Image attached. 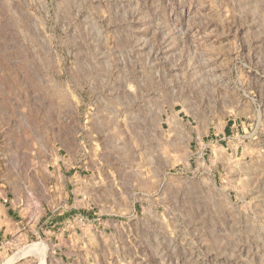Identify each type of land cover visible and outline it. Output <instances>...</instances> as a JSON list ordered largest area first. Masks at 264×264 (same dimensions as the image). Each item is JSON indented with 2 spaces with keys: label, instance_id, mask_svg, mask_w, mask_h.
<instances>
[{
  "label": "rangeland",
  "instance_id": "obj_1",
  "mask_svg": "<svg viewBox=\"0 0 264 264\" xmlns=\"http://www.w3.org/2000/svg\"><path fill=\"white\" fill-rule=\"evenodd\" d=\"M9 211L0 264H264V0H0Z\"/></svg>",
  "mask_w": 264,
  "mask_h": 264
},
{
  "label": "crops",
  "instance_id": "obj_2",
  "mask_svg": "<svg viewBox=\"0 0 264 264\" xmlns=\"http://www.w3.org/2000/svg\"><path fill=\"white\" fill-rule=\"evenodd\" d=\"M63 189L67 197H70L71 193H74V189L71 188L69 183H66ZM11 216L12 215L10 211L7 213V215L5 213L1 214V219H0V243L2 244L1 247L4 246L9 247L10 245L11 247H16V240L26 236V234L21 233L20 229L11 219ZM66 231H69V233L67 234ZM66 231L59 234V237H60V243H63L65 245V249L67 250L66 253H68L70 256L72 255V253H69L68 250L70 251V249H74L77 239L80 238V234L78 233L77 229H69ZM84 235L86 236L87 234L82 233L81 236ZM11 242H13V244ZM62 261L64 262L63 257H62Z\"/></svg>",
  "mask_w": 264,
  "mask_h": 264
},
{
  "label": "bare ground",
  "instance_id": "obj_3",
  "mask_svg": "<svg viewBox=\"0 0 264 264\" xmlns=\"http://www.w3.org/2000/svg\"><path fill=\"white\" fill-rule=\"evenodd\" d=\"M36 249H37V248H36ZM36 249H35V250H36Z\"/></svg>",
  "mask_w": 264,
  "mask_h": 264
}]
</instances>
